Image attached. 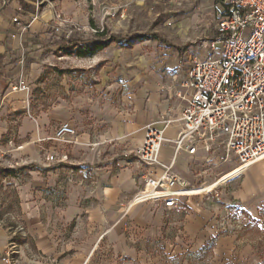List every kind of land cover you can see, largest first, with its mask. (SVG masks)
<instances>
[{"label": "rangeland", "instance_id": "374dc122", "mask_svg": "<svg viewBox=\"0 0 264 264\" xmlns=\"http://www.w3.org/2000/svg\"><path fill=\"white\" fill-rule=\"evenodd\" d=\"M17 7L20 24L12 21ZM216 9L215 0H0V22H8L0 39V223L15 264L262 263L264 195L249 204L236 199L244 175L172 210L135 199L147 168L135 152L148 125L161 129L162 114L180 115L188 71L215 36ZM96 32L119 39L87 56L53 46ZM26 33L35 44L17 47V35ZM36 120L49 135L62 122L75 128L78 143L55 142L65 161L41 154L15 161L20 126ZM196 165V172H180L195 188L234 167ZM105 168L110 183L132 186L125 204L105 206Z\"/></svg>", "mask_w": 264, "mask_h": 264}, {"label": "built area", "instance_id": "2783aa9c", "mask_svg": "<svg viewBox=\"0 0 264 264\" xmlns=\"http://www.w3.org/2000/svg\"><path fill=\"white\" fill-rule=\"evenodd\" d=\"M215 2V36L208 41L205 55L188 71L180 115L171 119L162 114L161 129L148 125L145 140L135 152L139 164L147 167L145 185L138 193L142 201L162 203L171 210L183 199L201 194L194 192L191 179L177 170L182 154L188 153L206 166L228 163L234 165L232 170L242 167L245 171L264 160V0ZM22 12L17 8L12 21L20 24ZM248 29L251 32L246 36ZM20 62L24 64L23 56ZM174 123H178V132L170 139L165 133ZM75 135V128L62 122L52 136L37 142L69 144ZM166 142L173 143L169 161L161 157ZM53 150L41 148L45 161H65L66 154L61 156ZM1 260L15 264L10 248Z\"/></svg>", "mask_w": 264, "mask_h": 264}, {"label": "crops", "instance_id": "0c3cea01", "mask_svg": "<svg viewBox=\"0 0 264 264\" xmlns=\"http://www.w3.org/2000/svg\"><path fill=\"white\" fill-rule=\"evenodd\" d=\"M23 1H25V0H23ZM18 2L20 3V0H18ZM17 8H19V7H17ZM6 24H8V22L3 17V21L0 22V39L3 37V33H1V32L4 29H6V27H7ZM40 25L41 24L37 22V23H35V25L33 24L32 27L39 29ZM17 36L18 37L14 40V44L17 47L19 44H21L23 42H25V43L27 42L30 46L35 44L34 42H31V37L34 38V36L30 35L29 33L21 34V35H17ZM44 36H45L44 34L40 35V37L41 38L43 37L45 40ZM36 47H39V45H36ZM3 49H4L3 44H0V51H3ZM28 49H27V51H28ZM143 105H144V103L141 102L139 104L138 108L143 107ZM137 119H138L137 125L142 127L144 124L145 113H143V114L140 113L138 115ZM43 127H44V125H43ZM43 127L41 126L40 122H38L37 120L34 122H31V121L24 122L23 121L22 125L19 128V132H18L19 138H23V141H22L23 143L18 145V149L13 150V152L19 151L21 154L19 156H16V154H14L15 155L14 156L15 161L19 160V161H21V163H24L25 160H30L31 157L35 158L36 155L41 154L40 150L42 147H48L47 146L48 144L46 142L48 140H46L40 144H36L35 149H33V147L31 146V143H37V140L39 138H47V137H50L53 135V131L55 128L52 130V133L49 135L48 133L43 132V130H42ZM177 132H178V123H174L172 126H169L166 129V135L170 139H174L177 135ZM29 134L32 138L31 142H28L26 139ZM78 142H79V140L74 141L75 144ZM166 143L162 147L161 157L164 161H169L171 159V155H172V151H173V143L172 142H168V144H166ZM62 144H65V143L60 142L59 148H62ZM93 146H95V144ZM49 147L58 149L56 147L55 142L52 146H49ZM40 158H41V156H40ZM22 161H24V162H22ZM197 163H199V161L196 160L193 156H191L188 153H184L178 158L177 170L179 172H183V173L187 172L188 174L192 173V172H196L199 168L196 165ZM201 165H203L204 168L207 167L205 164H201ZM157 171L160 172L159 170H157ZM263 173H264V160L250 166L246 171H244L242 174V175H244L242 187H241V189L235 190V192H234L235 198L239 199L241 202H248V204H249L252 200H254L256 198V196L264 195V175H263ZM103 177H104V179L107 178L106 181L103 183V191L101 192L105 197V206L111 207L113 203L125 204V202L127 200L125 198H126L127 194L131 193V191H132L131 187L132 186L129 185V186H127L128 188L126 189L125 186L120 185L118 183H114V184L110 183L109 182V179H110L109 168L104 169ZM143 178H144V175H143ZM212 184L207 185V186L210 187ZM211 189H214V187H212ZM132 204H134V203H132ZM120 209H124V208L120 207L117 210H120ZM8 245H9V234L7 232V229L3 226V224L0 223V264H4L1 259H2V256L4 255L5 251L7 250V248H9Z\"/></svg>", "mask_w": 264, "mask_h": 264}, {"label": "trees", "instance_id": "16d2710c", "mask_svg": "<svg viewBox=\"0 0 264 264\" xmlns=\"http://www.w3.org/2000/svg\"><path fill=\"white\" fill-rule=\"evenodd\" d=\"M20 3H24L23 0H20ZM96 38L94 39H89L85 42H82L80 40H69V41H63V45L61 42H55L53 46L57 45L60 48H72V47H77L76 48V53L79 56H87V55H92L95 54L98 50L103 48L104 46L116 42L119 38L115 35H111L108 39H102L101 36L102 34L100 32H96ZM161 40V39H160ZM1 56V55H0ZM208 245V246H206ZM205 247H210L212 246L211 243L206 244ZM214 247V246H213ZM261 258L263 259L261 264H264V255L260 254Z\"/></svg>", "mask_w": 264, "mask_h": 264}, {"label": "bare ground", "instance_id": "6f19581e", "mask_svg": "<svg viewBox=\"0 0 264 264\" xmlns=\"http://www.w3.org/2000/svg\"><path fill=\"white\" fill-rule=\"evenodd\" d=\"M244 171H245V168H242V167L236 168V169H234L232 171H229L225 175H223L221 177V179H219L218 181H215L210 187L205 186V187H201V188H196L193 191L194 192H197V193H200V192H208V191L211 190L212 187H215V186H217L220 183H225L228 180H232V179L239 178L243 174ZM137 196L135 198L136 201L142 200L141 199L142 197L140 196V194H138ZM134 202H135V200H134Z\"/></svg>", "mask_w": 264, "mask_h": 264}]
</instances>
